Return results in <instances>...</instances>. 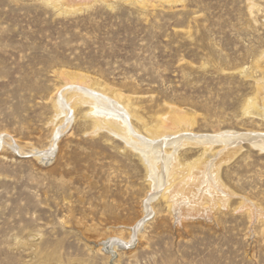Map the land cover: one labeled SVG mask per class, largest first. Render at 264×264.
I'll return each mask as SVG.
<instances>
[{"label":"rangeland","instance_id":"rangeland-1","mask_svg":"<svg viewBox=\"0 0 264 264\" xmlns=\"http://www.w3.org/2000/svg\"><path fill=\"white\" fill-rule=\"evenodd\" d=\"M263 137L264 0H0L1 259L264 264Z\"/></svg>","mask_w":264,"mask_h":264},{"label":"bare ground","instance_id":"bare-ground-1","mask_svg":"<svg viewBox=\"0 0 264 264\" xmlns=\"http://www.w3.org/2000/svg\"><path fill=\"white\" fill-rule=\"evenodd\" d=\"M70 85V84H69ZM71 88H73V91L75 92H80L81 94H82V99L83 100H85L86 99V103H88L89 104V106H90V108H92L91 109V111H90V114H91V117L95 120V122L96 123H99L100 122V124L102 123V122H105L106 124V126H108V129H109V131L110 132H112V133H114L115 135H117V137L119 136V137H121L125 142H127V143H130L131 142V139L133 138H131L130 137V134L129 133H131V130H130V128H129V124H128V115H127V113H126V111H124L123 109H124V107L122 108L121 106H120V104H118L117 102H113V100L112 99H109V98H107V97H104V96H102L101 94H99V93H97L96 91H94V90H92V89H88V87L86 88V87H81V86H70V90H71ZM65 89H67V88H65ZM61 96V95H60ZM62 97V96H61ZM64 98V97H63ZM59 102H60V106H62L63 108H66V109H68L67 108V105L65 104V102H64V100L62 99V98H60L59 99ZM80 102H81V100H80ZM87 104V105H88ZM65 109V110H66ZM261 109V108H260ZM64 110V109H63ZM64 110V111H65ZM69 110V109H68ZM256 110V109H255ZM260 111V110H259ZM258 111V112H259ZM262 111V110H261ZM260 116H262L261 114H259ZM263 117V116H262ZM112 129V130H111ZM64 130V129H63ZM222 133V132H221ZM220 133V135H218V136H206L205 137V139H204V142H206V143H211V142H217V141H219L220 139H223V140H225V141H222L223 143H226L227 142V144L228 143H231L230 142V139L231 138H236L237 137V134H221ZM224 133V132H223ZM255 133V132H254ZM133 134V133H132ZM244 134V133H243ZM261 134V133H260ZM59 135V134H58ZM193 135V134H192ZM205 135V134H204ZM216 135V134H215ZM246 136H252L253 134H245ZM258 135V134H257ZM262 135V134H261ZM55 136H57V135H55ZM197 136V135H196ZM196 136H194V137H196ZM201 136V135H200ZM239 136V135H238ZM199 137V136H198ZM239 137H241V136H239ZM253 137H256V136H254L253 135ZM191 138H193L192 136H191V134L190 135H186V134H182V135H180V138H176L177 140H178V142L179 141H181V140H188V139H191ZM200 138H203V137H200ZM199 138V139H200ZM258 138H259V136H258ZM261 138V137H260ZM264 138V137H263ZM54 139V138H53ZM134 139H136V138H134ZM168 139V138H167ZM170 139V138H169ZM175 139V140H176ZM173 141L171 142V141H169V142H171V144L170 145H174V144H176L177 142V140L175 141L174 139H172ZM249 140V139H248ZM247 140V141H248ZM255 140H258V139H256V138H254V140H253V142H255ZM262 140V139H261ZM194 141V140H193ZM196 141V140H195ZM252 141V140H251ZM264 141V140H263ZM53 142H54V140H53ZM137 142V141H136ZM142 142H144V143H147V140H143ZM141 142V143H142ZM152 141H150V143H151ZM166 141H164V139H162V140H160V141H156V142H154V144H153V146H152V148H154V147H156L158 144L160 145V144H168V142H166ZM234 142V141H233ZM195 143V142H194ZM240 143V142H239ZM252 143V142H251ZM258 143V142H257ZM260 143V142H259ZM196 144H199V143H196ZM202 144V143H201ZM204 144V143H203ZM213 144H215V143H213ZM219 144V143H218ZM241 144V143H240ZM54 145V144H53ZM137 145V144H136ZM135 145V146H136ZM200 145V144H199ZM210 145V144H209ZM208 145V146H209ZM223 145V144H222ZM179 146V145H178ZM211 146V145H210ZM232 146H233V144H232ZM151 147V146H150ZM161 147V146H160ZM162 147H164V146H162ZM161 147V148H162ZM175 146H173V148H174ZM225 147V146H224ZM234 147V146H233ZM235 147H237V146H235ZM234 147V148H235ZM157 148V147H156ZM208 149H209V147H207ZM231 149V148H230ZM51 150V149H50ZM226 150V149H225ZM47 153V152H46ZM46 156H49V155H51L50 154V152H48L47 154H45ZM44 156V155H43ZM45 156V157H46ZM169 157V156H168ZM150 158V157H149ZM149 158H148V160H149ZM168 159H170V157L168 158ZM167 160V159H166ZM212 162V161H211ZM163 164V163H162ZM212 172V171H211ZM215 172V171H214ZM162 173V172H161ZM160 174V173H159ZM159 180V179H158ZM158 180H157V187L160 185V181L158 182ZM161 180V179H160ZM165 181V180H164ZM162 183V182H161ZM160 188V187H159ZM157 190V189H156ZM146 208L148 209L149 207H147L146 206ZM149 212V211H148ZM23 225H24V222H23ZM136 231V230H135ZM134 233V232H133ZM8 263H12V260H4V259H1V257H0V264H8Z\"/></svg>","mask_w":264,"mask_h":264}]
</instances>
